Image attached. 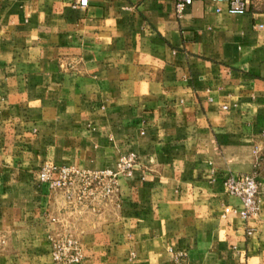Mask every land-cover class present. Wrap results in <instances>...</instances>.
<instances>
[{"label":"crops","instance_id":"obj_1","mask_svg":"<svg viewBox=\"0 0 264 264\" xmlns=\"http://www.w3.org/2000/svg\"><path fill=\"white\" fill-rule=\"evenodd\" d=\"M78 1L0 0V264H54L49 215L78 264H264V9ZM127 152L98 212L38 180L44 163L114 169ZM244 173L247 219L224 186Z\"/></svg>","mask_w":264,"mask_h":264},{"label":"built area","instance_id":"obj_2","mask_svg":"<svg viewBox=\"0 0 264 264\" xmlns=\"http://www.w3.org/2000/svg\"><path fill=\"white\" fill-rule=\"evenodd\" d=\"M195 1L212 5L216 12H221L220 6L225 4L229 13H245L251 4V0H174L176 16L180 18L185 9ZM78 5L86 6L87 0H79ZM136 163L137 154L127 152L118 157L114 169H86L73 165L59 166L44 163L39 167L37 176L40 183L46 184L51 191L60 193L67 206L73 210L98 212L102 205L114 201L118 192V175H131ZM224 186L229 194L240 199L241 218L247 219L258 212L259 184L254 173H244L237 177L229 176L224 180ZM48 220L50 223L59 225V229H54L49 234L53 263H80L82 260L81 242L71 226L54 215H49ZM185 255L184 251L172 252L174 264H183Z\"/></svg>","mask_w":264,"mask_h":264},{"label":"rangeland","instance_id":"obj_3","mask_svg":"<svg viewBox=\"0 0 264 264\" xmlns=\"http://www.w3.org/2000/svg\"><path fill=\"white\" fill-rule=\"evenodd\" d=\"M257 3V7L260 9H264V0H254ZM55 216V215H54ZM57 217V216H56ZM58 225V223L56 224ZM59 226V225H58ZM56 230L59 229V227L55 228Z\"/></svg>","mask_w":264,"mask_h":264}]
</instances>
